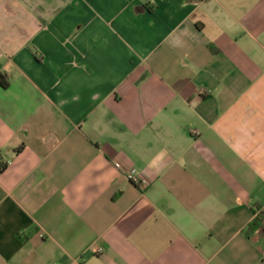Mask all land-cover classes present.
Returning <instances> with one entry per match:
<instances>
[{
    "label": "crops",
    "instance_id": "1",
    "mask_svg": "<svg viewBox=\"0 0 264 264\" xmlns=\"http://www.w3.org/2000/svg\"><path fill=\"white\" fill-rule=\"evenodd\" d=\"M0 81V264H264V0H0Z\"/></svg>",
    "mask_w": 264,
    "mask_h": 264
},
{
    "label": "built area",
    "instance_id": "2",
    "mask_svg": "<svg viewBox=\"0 0 264 264\" xmlns=\"http://www.w3.org/2000/svg\"><path fill=\"white\" fill-rule=\"evenodd\" d=\"M128 179L142 189H145L147 186V181L136 175L134 171L130 172V174L128 175ZM256 220H258L260 224V228L257 231L264 232V216L257 212Z\"/></svg>",
    "mask_w": 264,
    "mask_h": 264
},
{
    "label": "trees",
    "instance_id": "3",
    "mask_svg": "<svg viewBox=\"0 0 264 264\" xmlns=\"http://www.w3.org/2000/svg\"><path fill=\"white\" fill-rule=\"evenodd\" d=\"M210 48H211V50H212L214 53L216 52V51L213 49L212 46H210ZM0 85H1L2 87H4V88L7 87V84H6L5 82H1V81H0ZM259 228H260L259 221L256 220V221H255V222L249 227L248 232L253 233V232L257 231Z\"/></svg>",
    "mask_w": 264,
    "mask_h": 264
}]
</instances>
